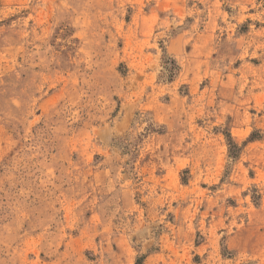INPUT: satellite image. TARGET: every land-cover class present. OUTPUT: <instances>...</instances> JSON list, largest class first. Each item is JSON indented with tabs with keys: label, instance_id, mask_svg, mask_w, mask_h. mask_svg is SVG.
Masks as SVG:
<instances>
[{
	"label": "rangeland",
	"instance_id": "obj_1",
	"mask_svg": "<svg viewBox=\"0 0 264 264\" xmlns=\"http://www.w3.org/2000/svg\"><path fill=\"white\" fill-rule=\"evenodd\" d=\"M264 264V0H0V264Z\"/></svg>",
	"mask_w": 264,
	"mask_h": 264
},
{
	"label": "trees",
	"instance_id": "obj_2",
	"mask_svg": "<svg viewBox=\"0 0 264 264\" xmlns=\"http://www.w3.org/2000/svg\"><path fill=\"white\" fill-rule=\"evenodd\" d=\"M137 264H140V261H138V263Z\"/></svg>",
	"mask_w": 264,
	"mask_h": 264
}]
</instances>
